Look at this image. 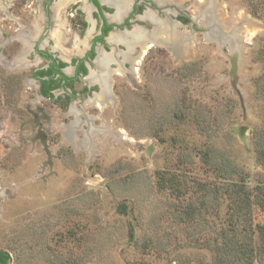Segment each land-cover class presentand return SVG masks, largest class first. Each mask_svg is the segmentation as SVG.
<instances>
[{"label": "rangeland", "instance_id": "1", "mask_svg": "<svg viewBox=\"0 0 264 264\" xmlns=\"http://www.w3.org/2000/svg\"><path fill=\"white\" fill-rule=\"evenodd\" d=\"M26 1L32 16L23 8L0 19V250L9 264H218L233 204L214 167L250 191L264 185V0H100L108 20L129 25L95 46L68 100L61 87L39 95L44 18ZM65 1L38 47L72 76L100 21L86 0H72L76 9ZM175 40L180 58L169 50ZM251 222L257 232L264 208L252 205Z\"/></svg>", "mask_w": 264, "mask_h": 264}, {"label": "trees", "instance_id": "2", "mask_svg": "<svg viewBox=\"0 0 264 264\" xmlns=\"http://www.w3.org/2000/svg\"><path fill=\"white\" fill-rule=\"evenodd\" d=\"M91 2L102 10L97 0H91ZM102 36H104L110 29V26L104 24L102 26ZM101 37L97 38L100 40ZM93 52H89L88 56L91 58ZM63 63H60L59 67H64ZM82 72H85L82 64L79 66ZM59 71L42 70L34 74L36 77L47 76L48 80L41 82L40 93L45 97L53 98L51 91L59 87V83H56V79L52 76ZM71 84H69L70 86ZM260 164L264 166V153L260 154ZM219 169V171H218ZM223 168L220 169L216 166L214 171L225 180L228 181L226 184L225 192H228L230 199L232 200L233 206L231 207L230 214L226 216V225L221 228L220 234L222 242L219 246L218 251L221 256L219 257L218 264H237L238 262H245L244 264H251L252 259L264 256V225L257 227V232L252 227V205L256 204L259 207L264 208V185L255 187V190H248L244 180L242 183H234L230 181L232 179V173L222 172ZM225 173V174H223ZM162 177L159 176V179ZM221 192H224L221 190ZM122 210H125V206L122 205ZM256 232V235H254ZM132 236V233L130 232ZM256 236V237H255ZM10 255L8 252L0 250V264H9Z\"/></svg>", "mask_w": 264, "mask_h": 264}, {"label": "flooded vegetation", "instance_id": "3", "mask_svg": "<svg viewBox=\"0 0 264 264\" xmlns=\"http://www.w3.org/2000/svg\"><path fill=\"white\" fill-rule=\"evenodd\" d=\"M98 3H99V6L102 7V3L104 2H100V0H97ZM116 2L118 1H121V0H114ZM35 4L37 5V10H39V13L41 12L43 18H44V28L42 29V33H41V37H39L38 40H36V44L34 46V50L37 54V56L42 59V62L45 63L44 67H42V69H36L34 71V74L38 71H42V70H48V69H51V71H59L60 73H55L52 78L53 79H56L58 78V80L56 81V83H59V87L56 88L55 90H58L60 87L63 89V94H64V97L68 100L70 98V95H68V93L66 91H69L68 90V86L69 84L74 81L75 79H77L80 75L82 76V74H84L85 72H87V66H86V63L90 62L91 64L93 63L92 59H90V57L88 56V53L89 52H93V54H95V46L97 44H101L102 46H104L105 48H107V44H108V35L110 34V31L111 29L113 28H116V27H126L129 25V19L128 17L126 19H123L116 22L112 19L108 20V17H106L105 13H104V10L102 8V10H98V8L91 2V0H86L87 3H91L97 10V14L99 16V21H100V24H99V30H98V33L96 35H94L91 39V44H90V47L88 49V51L84 54V56L82 58H78V59H72V62L70 64H72L74 66V75L72 76H68L64 70H63V67H59L60 66V63H63L64 65H66L67 63H65V61H62L60 59H57L54 55H52L49 51H45L43 49H40L38 47V45L40 44L41 40H42V37L44 35H49L50 32L52 30H54L55 28H53L54 25H57L55 24V20L57 21L58 20V17H59V13L57 14L56 13V3H64L62 7H65L67 2L64 0H34ZM72 4H73V8L72 9H76V6H75V1H72ZM149 4L151 3V0L147 1ZM119 3V2H118ZM123 3V1H121V4ZM71 4V3H70ZM114 4V3H113ZM34 5V4H33ZM69 5V4H68ZM115 5V4H114ZM116 6V5H115ZM59 7V6H58ZM136 3L132 5V9L131 11L129 12V16H132V13L136 10ZM23 8H24V11L26 13H28L29 15L32 16L31 14V10H33L34 8H32V3L31 5L28 4V2L26 0H0V19L1 18H4V19H10V17H15L14 12L16 11V9H20L21 11L20 12H23ZM28 8H30V10H28ZM79 11V9L77 10ZM126 11V9H125ZM124 11V13H125ZM74 14H76V10L74 12ZM70 15V13H69ZM72 15V14H71ZM74 17V15H72ZM16 18H19L17 17L16 15ZM106 24L108 26H110V29L107 31V33L102 36V26ZM24 29H27L26 28V25H24ZM6 34L5 31L3 30H0V36H7V35H4ZM31 34H34L31 32ZM102 38L100 40H97V38L101 37ZM133 36V35H132ZM135 37V36H134ZM137 38H139V34L136 35ZM3 38V37H2ZM4 40H6L5 38H3ZM138 42V41H136ZM6 45L3 47L5 48ZM2 48V49H3ZM2 49H0V51H3ZM91 58H95V55H93ZM97 60V59H95ZM99 63L98 67H101V73L103 74V76H105L108 72V70L110 71V68L109 67H105L104 63L102 62V59H99L98 60ZM96 63V62H94ZM82 64V66L84 67L85 69V72H82L81 69H80V65ZM102 66H104V68H102ZM33 74V78L36 79V81L38 82V92H39V95L43 98H50V97H45L43 96L41 93H40V89H41V82L42 81H46L49 79V77L47 76H41V77H36L34 76ZM105 78V77H104ZM103 78V79H104ZM106 81H105V87L107 88L108 85H107V81L108 80V77L106 76ZM107 85V86H106ZM94 89H92L91 91H93ZM54 91V90H53ZM53 92L51 91V94ZM54 94V93H53ZM53 96V95H52Z\"/></svg>", "mask_w": 264, "mask_h": 264}, {"label": "bare ground", "instance_id": "4", "mask_svg": "<svg viewBox=\"0 0 264 264\" xmlns=\"http://www.w3.org/2000/svg\"><path fill=\"white\" fill-rule=\"evenodd\" d=\"M107 1H109V0H106V2ZM114 3H116V1H114ZM116 5V11L118 12L117 14H121L122 15V13H123V11H121V7L122 6H120V4H115ZM124 10V9H123ZM173 33V32H172ZM171 33V34H172ZM174 34V33H173ZM177 37H173V38H179V39H181V36H179V35H176ZM180 43H181V40H180V42H178V41H176L175 40V44L174 45H172V47H170L169 48V50L171 49V51L173 52V54H174V56L176 57V58H180L181 57V54L183 55V53L181 52L180 53V49H179V47H180ZM169 45H171V43L169 44ZM103 61V60H102ZM102 78V77H101ZM103 78H104V76H103ZM101 79V85L104 87V83H105V81H104V79ZM103 97H105L107 100L108 99H110L111 100V97L109 96V94L107 93V92H105L104 91V89H103Z\"/></svg>", "mask_w": 264, "mask_h": 264}, {"label": "water", "instance_id": "5", "mask_svg": "<svg viewBox=\"0 0 264 264\" xmlns=\"http://www.w3.org/2000/svg\"><path fill=\"white\" fill-rule=\"evenodd\" d=\"M154 40H155V39H154ZM154 40H152V38H151V40H150V41L154 42Z\"/></svg>", "mask_w": 264, "mask_h": 264}]
</instances>
